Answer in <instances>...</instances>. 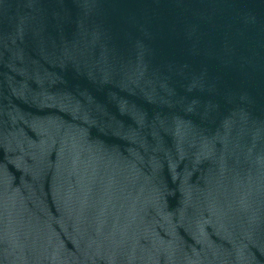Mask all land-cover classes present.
<instances>
[{"label":"water","instance_id":"water-1","mask_svg":"<svg viewBox=\"0 0 264 264\" xmlns=\"http://www.w3.org/2000/svg\"><path fill=\"white\" fill-rule=\"evenodd\" d=\"M0 264H264V0H0Z\"/></svg>","mask_w":264,"mask_h":264}]
</instances>
